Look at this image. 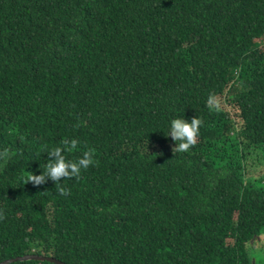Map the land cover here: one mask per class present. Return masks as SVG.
Wrapping results in <instances>:
<instances>
[{"label": "trees", "instance_id": "16d2710c", "mask_svg": "<svg viewBox=\"0 0 264 264\" xmlns=\"http://www.w3.org/2000/svg\"><path fill=\"white\" fill-rule=\"evenodd\" d=\"M175 117L202 122L187 151ZM72 138L93 165L25 183ZM260 242L264 0H0V263L255 264Z\"/></svg>", "mask_w": 264, "mask_h": 264}, {"label": "clouds", "instance_id": "9594fccd", "mask_svg": "<svg viewBox=\"0 0 264 264\" xmlns=\"http://www.w3.org/2000/svg\"><path fill=\"white\" fill-rule=\"evenodd\" d=\"M210 105L216 103L213 97L208 100ZM199 118H193L190 122L184 117H175L170 120L167 135L176 143L174 151H187L190 146L196 143L201 125ZM78 141L75 138L62 141L59 146H53L46 150L48 159L40 164V174L28 172L24 178L25 183L31 182L33 185H42L48 180L61 184V178L79 177L82 169H87L94 164L93 149L83 151L82 155L76 159L67 158L68 151L77 147ZM66 180V179H65ZM63 192V189H61Z\"/></svg>", "mask_w": 264, "mask_h": 264}, {"label": "water", "instance_id": "95a60500", "mask_svg": "<svg viewBox=\"0 0 264 264\" xmlns=\"http://www.w3.org/2000/svg\"><path fill=\"white\" fill-rule=\"evenodd\" d=\"M29 260H35V261H47V262H50V263H54V264H65L59 260H56L54 258H51V257H41V256H38V255H27V256H24V257H19V258H16V259H11V260H6L0 264H12L14 262H17V261H29Z\"/></svg>", "mask_w": 264, "mask_h": 264}, {"label": "rangeland", "instance_id": "374dc122", "mask_svg": "<svg viewBox=\"0 0 264 264\" xmlns=\"http://www.w3.org/2000/svg\"><path fill=\"white\" fill-rule=\"evenodd\" d=\"M261 245L262 243L260 242L259 249L257 250V253L255 255V264H264V252Z\"/></svg>", "mask_w": 264, "mask_h": 264}]
</instances>
